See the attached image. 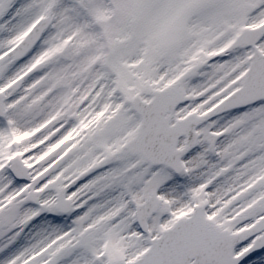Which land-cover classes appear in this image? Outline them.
I'll return each instance as SVG.
<instances>
[{
    "label": "snow or ice",
    "instance_id": "6c2138e0",
    "mask_svg": "<svg viewBox=\"0 0 264 264\" xmlns=\"http://www.w3.org/2000/svg\"><path fill=\"white\" fill-rule=\"evenodd\" d=\"M0 264H264V0H0Z\"/></svg>",
    "mask_w": 264,
    "mask_h": 264
}]
</instances>
